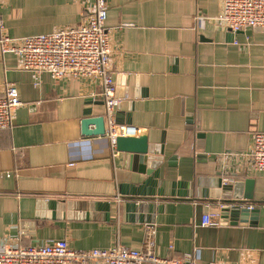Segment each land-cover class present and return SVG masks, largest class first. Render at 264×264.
Returning a JSON list of instances; mask_svg holds the SVG:
<instances>
[{
  "label": "crops",
  "instance_id": "0c3cea01",
  "mask_svg": "<svg viewBox=\"0 0 264 264\" xmlns=\"http://www.w3.org/2000/svg\"><path fill=\"white\" fill-rule=\"evenodd\" d=\"M94 3L0 0V18L12 38L52 34L83 23ZM221 9L222 0L108 2L115 117L149 143L157 165L145 172L106 135L82 134L88 110L106 123L101 79L57 82L0 50V85L15 84L21 100L0 131V243L142 250L152 235L163 259L264 264V172L249 157L264 133V31H227ZM220 179L242 182L258 213L223 219ZM206 214L219 224L202 226Z\"/></svg>",
  "mask_w": 264,
  "mask_h": 264
},
{
  "label": "built area",
  "instance_id": "2783aa9c",
  "mask_svg": "<svg viewBox=\"0 0 264 264\" xmlns=\"http://www.w3.org/2000/svg\"><path fill=\"white\" fill-rule=\"evenodd\" d=\"M109 0H95L87 19L78 26L52 34L12 38L0 18V50L14 54L23 70L48 73L55 81L64 79L99 78L106 104V136L113 148L119 137H135L137 128L121 125L115 117L119 100L109 66L112 56L111 30L107 27ZM227 31L238 34L249 29L264 31V0H222L218 18ZM21 105L15 84L0 85V131L12 126L13 114ZM252 169L264 172V133L253 135L249 155ZM252 208V206H250ZM217 214H206L202 226L219 224ZM142 250L122 245L110 249L77 250L66 240L41 246L0 243V264H202L198 257L167 260L155 253L153 236ZM207 264H217L210 262Z\"/></svg>",
  "mask_w": 264,
  "mask_h": 264
},
{
  "label": "water",
  "instance_id": "95a60500",
  "mask_svg": "<svg viewBox=\"0 0 264 264\" xmlns=\"http://www.w3.org/2000/svg\"><path fill=\"white\" fill-rule=\"evenodd\" d=\"M129 123V122H128ZM82 134L86 137L93 136H104L106 134V123L105 118L101 117H93L91 115L90 110L85 113V118L82 121ZM116 150L117 152L127 153L132 156L136 155L140 164V171L145 172V165L156 166L157 163H148L150 159L148 154L151 153V148L146 139L140 137H119L116 140ZM150 176H157V173H149ZM252 181H246L245 186L249 187L252 185ZM242 182H234V183H223L222 179L218 181V188L221 190V193L224 195V199L227 201L226 205L228 206L224 209L223 219L227 217H231L232 220H240L244 219L243 217H247L250 214H257L258 210L255 208L251 209L250 203L253 199L252 192L242 193L243 188ZM162 193L159 192V196ZM154 196V195H152ZM155 197V196H154ZM48 207L50 209H54L57 205L54 201L48 202ZM238 217V218H237Z\"/></svg>",
  "mask_w": 264,
  "mask_h": 264
}]
</instances>
